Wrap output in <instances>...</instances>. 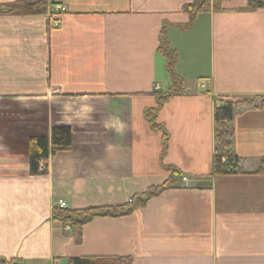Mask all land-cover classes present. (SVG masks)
Returning <instances> with one entry per match:
<instances>
[{
	"label": "crops",
	"instance_id": "obj_1",
	"mask_svg": "<svg viewBox=\"0 0 264 264\" xmlns=\"http://www.w3.org/2000/svg\"><path fill=\"white\" fill-rule=\"evenodd\" d=\"M17 1L0 0V259L264 264V175L254 174L264 160V9L223 0L192 17L183 8L196 0H48L45 14L7 13ZM234 97L255 100L234 112L239 173L215 175L214 109ZM154 108L166 144L147 116ZM58 125L71 128L72 149L30 174L29 139ZM170 166L173 184L129 215L94 218L80 243L53 219L60 201L124 205L165 185Z\"/></svg>",
	"mask_w": 264,
	"mask_h": 264
},
{
	"label": "trees",
	"instance_id": "obj_2",
	"mask_svg": "<svg viewBox=\"0 0 264 264\" xmlns=\"http://www.w3.org/2000/svg\"><path fill=\"white\" fill-rule=\"evenodd\" d=\"M223 0H196L184 6L183 10L187 11L193 16L199 13L209 12L211 10H218L222 7ZM248 7L252 10L264 9V0H249ZM48 10V0H20L5 8L7 13H17L21 15L30 14H45ZM162 54L169 61V71L173 81L172 90L178 88L180 83L179 76L175 73V53L169 48L166 39H163L162 45L159 48ZM168 96H160V104ZM261 99V106H264V96ZM216 104L214 109L215 119V143L216 155L214 159V174L226 175L239 173L237 169V157L232 153L231 140L234 136L233 118L235 109L241 106L247 107L254 105V99L244 98H230L229 101H222ZM157 108L147 111V116L152 123L153 128L162 130L164 135V143L168 140V134L164 128L156 123ZM72 149V130L68 126L58 125L54 126L51 131V136H37L29 139L28 143V157L30 174H46L49 168V160L52 156L59 152L69 151ZM219 149L222 151L220 152ZM227 163H223V159ZM227 166L236 167V170L227 171ZM173 171V176L168 182L160 187H152L147 189L144 193L135 195L128 203L113 207H92L85 209L68 210L66 208L56 207L53 210V219L63 224H69L72 227L76 242H81V233L83 227L91 222L96 217H117L131 214L135 209L146 206L147 201L158 192L165 189L167 186L174 183L176 176L180 172L168 167ZM264 175V160L260 162L258 170L254 173ZM67 264H134V259L130 256H83L71 257L67 259Z\"/></svg>",
	"mask_w": 264,
	"mask_h": 264
},
{
	"label": "built area",
	"instance_id": "obj_3",
	"mask_svg": "<svg viewBox=\"0 0 264 264\" xmlns=\"http://www.w3.org/2000/svg\"><path fill=\"white\" fill-rule=\"evenodd\" d=\"M62 11H63L62 5H56V6H54V9L51 12L48 11L54 26H59L61 24V21H62L61 12ZM222 162L223 163H227V160L224 158ZM225 170L233 171V170H236V167L233 168L232 166H227L225 168ZM182 181L184 182V185L186 187H190L191 186V181H190V179L188 177L183 176L182 177ZM59 207L66 208V203L64 201H60L59 202Z\"/></svg>",
	"mask_w": 264,
	"mask_h": 264
},
{
	"label": "water",
	"instance_id": "obj_4",
	"mask_svg": "<svg viewBox=\"0 0 264 264\" xmlns=\"http://www.w3.org/2000/svg\"><path fill=\"white\" fill-rule=\"evenodd\" d=\"M0 263L1 264H7L4 260H1V259H0Z\"/></svg>",
	"mask_w": 264,
	"mask_h": 264
},
{
	"label": "rangeland",
	"instance_id": "obj_5",
	"mask_svg": "<svg viewBox=\"0 0 264 264\" xmlns=\"http://www.w3.org/2000/svg\"><path fill=\"white\" fill-rule=\"evenodd\" d=\"M237 99L241 100V99H244V98H237ZM229 100H230V99H229ZM229 100H227V101H229ZM219 151L221 152L222 150H221V149H219Z\"/></svg>",
	"mask_w": 264,
	"mask_h": 264
}]
</instances>
